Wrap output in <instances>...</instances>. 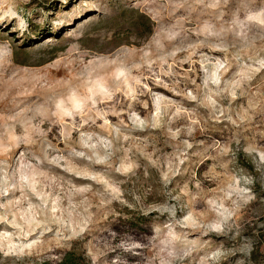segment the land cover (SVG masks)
<instances>
[{"label":"rangeland","instance_id":"rangeland-1","mask_svg":"<svg viewBox=\"0 0 264 264\" xmlns=\"http://www.w3.org/2000/svg\"><path fill=\"white\" fill-rule=\"evenodd\" d=\"M262 11L0 0V264H159L165 224L173 264H264Z\"/></svg>","mask_w":264,"mask_h":264},{"label":"clouds","instance_id":"clouds-1","mask_svg":"<svg viewBox=\"0 0 264 264\" xmlns=\"http://www.w3.org/2000/svg\"><path fill=\"white\" fill-rule=\"evenodd\" d=\"M227 2V0H225ZM3 17H0V20H2ZM247 22H255L259 24L260 26L264 27V11L255 14V15H249L246 17ZM22 27H26V25H23ZM214 33H209V35H213ZM2 47V46H0ZM10 56V50L8 52ZM10 62L6 60V58L2 55H0V65H3L4 63ZM132 67L133 66H128L124 68V70L120 71L118 73V77L112 79L109 81L110 85L115 89L119 90L120 86L125 83L124 80L119 79V77H124L125 74L127 73L128 79L132 81L133 87L138 85L140 83L139 80H136L134 77H132L131 72H132ZM214 83H217L218 81H213ZM71 93H67L64 95L63 98H56L51 101L52 105L54 108H61V106L65 107V110L63 114L65 116H73V115H79L78 109L80 108V105H76L75 108L69 103V96ZM83 97V102L87 103L88 101H91V97L88 96L86 93H82ZM194 98V97H193ZM55 114V112H53ZM237 195L242 194L245 190L244 189H238ZM243 198V197H241ZM245 203H247V200H245ZM227 216L224 217V220H227ZM224 221L217 222L216 224L212 225V228L216 231L221 230V225ZM166 229V231H165ZM163 231V236L160 238H157L155 235L150 238V243L152 240H157V243L153 245V247L156 248V255L159 259V264H173V261L178 258V252H177V247L180 244V236L178 233H176L175 228H169L167 224L163 225L162 229H154V233L156 231ZM144 245L140 244L139 242H134L130 248H125V251H133V249H138V248H143ZM134 255H138L139 253H136L133 251Z\"/></svg>","mask_w":264,"mask_h":264},{"label":"trees","instance_id":"trees-1","mask_svg":"<svg viewBox=\"0 0 264 264\" xmlns=\"http://www.w3.org/2000/svg\"><path fill=\"white\" fill-rule=\"evenodd\" d=\"M62 263H63V264H72V263L68 260L67 256H66L65 259L62 261Z\"/></svg>","mask_w":264,"mask_h":264}]
</instances>
